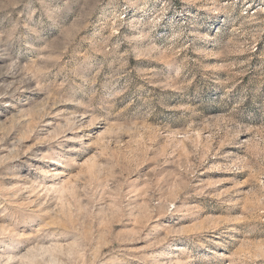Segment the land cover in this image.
Wrapping results in <instances>:
<instances>
[{"label": "rangeland", "instance_id": "1", "mask_svg": "<svg viewBox=\"0 0 264 264\" xmlns=\"http://www.w3.org/2000/svg\"><path fill=\"white\" fill-rule=\"evenodd\" d=\"M0 264H264V0H0Z\"/></svg>", "mask_w": 264, "mask_h": 264}]
</instances>
